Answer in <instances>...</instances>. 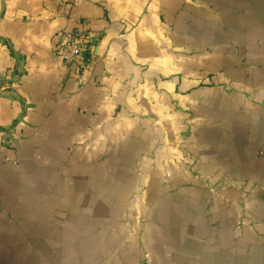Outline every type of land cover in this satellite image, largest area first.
Segmentation results:
<instances>
[{
  "label": "crops",
  "instance_id": "0c3cea01",
  "mask_svg": "<svg viewBox=\"0 0 264 264\" xmlns=\"http://www.w3.org/2000/svg\"><path fill=\"white\" fill-rule=\"evenodd\" d=\"M79 29L76 77L54 46ZM18 70L0 264H264V0H0Z\"/></svg>",
  "mask_w": 264,
  "mask_h": 264
},
{
  "label": "built area",
  "instance_id": "2783aa9c",
  "mask_svg": "<svg viewBox=\"0 0 264 264\" xmlns=\"http://www.w3.org/2000/svg\"><path fill=\"white\" fill-rule=\"evenodd\" d=\"M96 44L94 35L90 31L79 29L66 34H59L54 46V53L69 68L72 74L80 77L85 72L93 71L98 60L95 55ZM19 61V60H18ZM20 62V61H19ZM20 71L11 74L0 73V97L11 93ZM85 85L81 84V89Z\"/></svg>",
  "mask_w": 264,
  "mask_h": 264
}]
</instances>
